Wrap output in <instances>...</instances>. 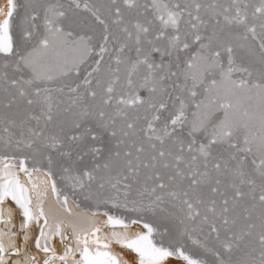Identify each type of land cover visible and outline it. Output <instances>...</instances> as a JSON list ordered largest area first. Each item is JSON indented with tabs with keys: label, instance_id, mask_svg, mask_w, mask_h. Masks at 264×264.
<instances>
[{
	"label": "snow or ice",
	"instance_id": "6c2138e0",
	"mask_svg": "<svg viewBox=\"0 0 264 264\" xmlns=\"http://www.w3.org/2000/svg\"><path fill=\"white\" fill-rule=\"evenodd\" d=\"M0 264H264V0H0Z\"/></svg>",
	"mask_w": 264,
	"mask_h": 264
},
{
	"label": "bare ground",
	"instance_id": "6f19581e",
	"mask_svg": "<svg viewBox=\"0 0 264 264\" xmlns=\"http://www.w3.org/2000/svg\"><path fill=\"white\" fill-rule=\"evenodd\" d=\"M14 223H15V228L13 229V231H16L17 233H20L18 236H17V242L18 244H21L23 243V234L21 233V230H20V219L19 217H16L15 220H14ZM56 247L57 249L59 250L61 245H60V242H59V239L57 238L56 240Z\"/></svg>",
	"mask_w": 264,
	"mask_h": 264
},
{
	"label": "rangeland",
	"instance_id": "374dc122",
	"mask_svg": "<svg viewBox=\"0 0 264 264\" xmlns=\"http://www.w3.org/2000/svg\"><path fill=\"white\" fill-rule=\"evenodd\" d=\"M18 258V257H17Z\"/></svg>",
	"mask_w": 264,
	"mask_h": 264
}]
</instances>
